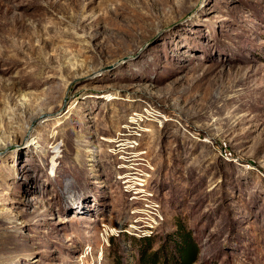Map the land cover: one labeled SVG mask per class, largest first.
<instances>
[{
  "label": "rangeland",
  "instance_id": "374dc122",
  "mask_svg": "<svg viewBox=\"0 0 264 264\" xmlns=\"http://www.w3.org/2000/svg\"><path fill=\"white\" fill-rule=\"evenodd\" d=\"M178 222L264 264V0H0V264H161Z\"/></svg>",
  "mask_w": 264,
  "mask_h": 264
},
{
  "label": "trees",
  "instance_id": "16d2710c",
  "mask_svg": "<svg viewBox=\"0 0 264 264\" xmlns=\"http://www.w3.org/2000/svg\"><path fill=\"white\" fill-rule=\"evenodd\" d=\"M148 236L149 235H143L140 237L145 240L146 238H149ZM171 237V241L174 245V251L172 250L170 252V257L167 256L168 259H164L163 256H165V254H162V256L160 257L162 259L161 264H193L197 257V246L196 243L192 240L190 231L186 230L183 223L178 222V227L173 231ZM143 252L144 250L141 251L142 256ZM157 252L158 251L151 252V254L149 255V261L152 259L151 263L155 262Z\"/></svg>",
  "mask_w": 264,
  "mask_h": 264
},
{
  "label": "bare ground",
  "instance_id": "6f19581e",
  "mask_svg": "<svg viewBox=\"0 0 264 264\" xmlns=\"http://www.w3.org/2000/svg\"><path fill=\"white\" fill-rule=\"evenodd\" d=\"M140 117H141V115H139ZM133 117V116H132ZM131 122H136L137 121V119H135L134 117L130 120ZM124 139V138H123ZM111 142L114 140V139H109ZM6 145V144H5ZM125 145H123V147H124ZM123 149V148H122ZM141 153H143V151L141 152ZM127 163H124V162H122V164H121V166H124V165H126ZM128 165V164H127ZM121 177H123L124 178V182H127L126 184H130V185H126V190H128L129 188H131L129 191H133V190H135V192H137V193H143V192H141V189H138V188H141V187H138L139 185H142V181H144V179H141L138 175H137V178L136 177H131V176H128V173H124ZM127 178V179H126ZM135 178V179H134ZM138 180V181H137ZM139 182V183H138ZM144 182H146V181H144ZM141 183V184H140ZM135 184V185H134ZM141 195H143V194H141ZM142 212H144L145 214H147V212H151V210L150 209H143V210H141Z\"/></svg>",
  "mask_w": 264,
  "mask_h": 264
},
{
  "label": "built area",
  "instance_id": "2783aa9c",
  "mask_svg": "<svg viewBox=\"0 0 264 264\" xmlns=\"http://www.w3.org/2000/svg\"><path fill=\"white\" fill-rule=\"evenodd\" d=\"M143 119V118H142ZM128 146H130V145H125L124 147H123V145L121 146V148H123V149H121L120 150V152L118 153V156H119V158H121V159H123V161H125L124 163H126V161H128L127 159L126 160H124L125 158H124V154H123V152H124V148H127ZM131 146H135V144H132ZM114 150V149H113ZM138 151V150H137ZM136 152V151H135ZM137 153V152H136ZM121 163V162H120ZM127 165V164H126ZM126 165H124V166H120V167H125ZM122 178V180L124 181V179H123V177H121ZM149 223V222H148ZM146 226V225H145ZM152 226H154L153 224H151V223H149V225H148V227H152ZM145 228V227H144ZM137 234L139 235V232H137Z\"/></svg>",
  "mask_w": 264,
  "mask_h": 264
}]
</instances>
